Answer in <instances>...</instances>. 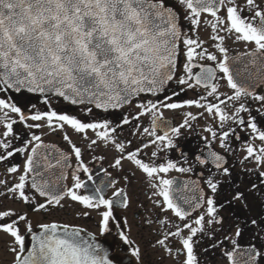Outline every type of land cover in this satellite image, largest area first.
Segmentation results:
<instances>
[{"label": "snow or ice", "instance_id": "6c2138e0", "mask_svg": "<svg viewBox=\"0 0 264 264\" xmlns=\"http://www.w3.org/2000/svg\"><path fill=\"white\" fill-rule=\"evenodd\" d=\"M202 28L210 29L214 51L199 39ZM226 41L243 51L230 54ZM171 84L179 90L169 93ZM187 90L197 98L181 99ZM33 94L43 97L47 111L37 110ZM141 96L154 99L138 102L131 119L104 115ZM52 97L83 106L88 118L54 110ZM192 108L199 111H185L176 126L163 119L162 109ZM143 116L151 117L150 127L141 126ZM201 120L207 152L183 164L168 158L184 130ZM133 121L131 135L146 138L135 148L122 137ZM262 121L264 0H0V166L6 173L0 197L24 206L0 205V251L11 258L4 264H145L147 249L133 238L128 218L116 214L117 206L131 207L127 187L137 171L159 211L155 220H144L158 225L152 249L174 257V264H202V253L216 252L223 264H264V211L257 210L264 208ZM17 125L29 130L28 138ZM44 128L61 132L70 151L32 131ZM69 128L85 141L83 148ZM100 148L115 151L111 168L122 172L125 161L134 167L122 177L125 187H116L108 169L97 183L84 155ZM17 155L22 165L14 162ZM237 164L247 179L228 191ZM197 169L196 179L170 176ZM109 188L115 189L111 196ZM236 202L245 214L223 215ZM57 211L98 217L96 231L31 215L46 219Z\"/></svg>", "mask_w": 264, "mask_h": 264}, {"label": "flooded vegetation", "instance_id": "af4514ba", "mask_svg": "<svg viewBox=\"0 0 264 264\" xmlns=\"http://www.w3.org/2000/svg\"><path fill=\"white\" fill-rule=\"evenodd\" d=\"M209 32L210 29L205 30L201 29L199 32V39L206 42L205 46L209 47V51H214L215 49L211 47L210 45L213 43L209 39ZM230 48V54H236L237 52L243 51V45L238 43H233L231 41H226ZM182 63H183V55L180 57V73L182 74ZM212 63V62H209ZM199 69H194V71H198ZM222 87L221 91H228L224 86L223 82H221ZM173 89L179 90V87L175 84H171L168 92L170 93ZM203 91V90H201ZM165 94H161V98L164 97ZM197 92H194L193 90H187L185 93L181 94V99H193L197 98ZM31 102L37 106V110L40 111H47L48 108L43 103V97H40L38 95H31L30 96ZM145 99H154V97L151 96H143L140 99L133 102L132 106H128L127 108L121 110V111H115L113 113L104 114L108 119L113 120H119L121 116H128L131 119V116L136 114L139 109L136 107V104L138 102H142ZM212 98H209L211 100ZM51 106L54 110L58 112H66L72 115H76L82 119H87L88 117H85L82 113L81 109L82 107L74 106L65 103L64 101L52 97L50 100ZM193 111L197 112L198 109L192 108V109H183V110H168V109H162L164 112V121L167 122L168 125L176 126L180 122H182L183 115L185 111ZM258 119H260L258 117ZM136 121L132 122V125H125L122 130V137L125 140H132V148H135L139 146L142 142V139L146 138H139L131 135V132L133 131ZM264 123V121H262ZM140 124L142 127H150L151 125V117L150 116H143L140 118ZM205 122L203 120L198 121L195 123L194 128L192 130H184L183 136L180 137V139L177 141L179 145V149L173 152H170L168 154V158L173 159L174 161L183 164L184 158L187 157L189 161H192L196 155H200L201 151L207 152V148L204 144V141L202 140L203 135H207V133L203 132ZM18 131H22L25 138H28L29 130L23 128L22 125L15 126ZM3 129H0L2 131ZM32 131H35L36 134H44V140L46 143L54 144L57 148L61 149L62 151H70V146L67 144L66 141L63 140L62 136L63 134L59 131L52 133L47 128L44 129H33ZM69 134L71 135L73 141L77 143L78 146L84 147L85 141L81 139V137L74 133L70 128L67 129ZM159 134H163V127L158 129ZM91 135V133H89ZM243 136L244 134L241 133ZM234 148L239 149L241 147L240 142L234 143ZM146 152H151L152 149L145 150ZM183 153V156L181 155ZM116 155L115 151L111 148L104 149L100 148L92 152H85L84 160L91 168L94 178L96 179L97 183L100 182L102 179H106L104 176V169H108V171L112 174L111 179H115L118 181L116 187H125V181L122 179L123 175L127 174L129 169H132L135 171L134 167L125 161L124 163V171H117L110 167V164L113 162V158ZM163 155V154H162ZM96 156H104L105 158L103 160L93 159V157ZM235 158V154H234ZM24 158L20 155H17L14 159L15 163L23 164ZM73 163L74 158H73ZM186 166V165H184ZM83 179H87L86 175L81 174ZM199 175V169H197L196 172L192 174H181L172 172L170 173V176L175 177L178 182H183L187 179H196ZM6 177L5 169L3 166H0V179H4ZM9 180H12L13 178L11 176L7 177ZM247 177L245 173L241 170V166L239 164L236 165L235 170L233 172V177L231 180L227 182L225 185L226 190L231 191L234 187L241 186L242 181L246 180ZM68 183L70 184L71 181L69 180ZM91 183V182H89ZM115 189L109 188L106 191L107 196H111L112 192ZM127 191L129 192L130 198H131V207L129 209H122L117 206L116 214L117 216H126L132 226V234L133 238L137 239L138 241H142L143 246L147 249V255L145 257V264H174V257H168L165 255L162 249H152L150 247L149 241H154L156 238H158L155 234V228L158 227V225H154L152 227H149L146 223H144L145 218L151 217L153 220L156 219L157 215H159V211L156 209H153L150 205L147 196L150 193V190L147 188L146 184L144 183L143 174L139 173L137 171V177L133 184L129 185L127 187ZM0 205L3 207H10L15 208L16 210H24V206L19 203H14L11 200H5L3 197H0ZM143 205V207H141ZM78 207V206H77ZM258 211H264V208H258ZM222 213L225 216L229 215H240L243 216L245 214V210L241 208L239 202H236L231 205H226L225 209H222ZM32 218L34 221H52L56 220L58 222H69V223H75L79 224L81 227L87 228L89 231H96V220H98V217H95V219H76L72 215H69L67 212H54L52 215L48 216L46 219L43 215L31 213ZM39 231V229H37ZM112 238H108V243H111ZM30 246V245H29ZM178 246V245H177ZM0 248H2V245H0ZM202 256V264H223V259L220 256L218 252L214 254V257L201 254ZM8 259L10 260V257H5L3 252L0 251V264H4V261ZM182 259V257H181ZM124 264H127V261L124 260Z\"/></svg>", "mask_w": 264, "mask_h": 264}, {"label": "water", "instance_id": "95a60500", "mask_svg": "<svg viewBox=\"0 0 264 264\" xmlns=\"http://www.w3.org/2000/svg\"><path fill=\"white\" fill-rule=\"evenodd\" d=\"M61 99H62V98H61ZM137 99H139V98H137ZM137 99H136V100H137ZM65 102H67V101H65ZM77 106H79V105H77ZM126 107H127V106H126ZM107 243H108V242H107ZM108 244H109V243H108Z\"/></svg>", "mask_w": 264, "mask_h": 264}]
</instances>
